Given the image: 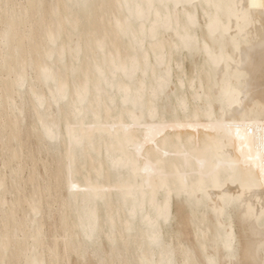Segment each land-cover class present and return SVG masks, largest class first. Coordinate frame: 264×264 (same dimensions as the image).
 <instances>
[{"label":"bare ground","instance_id":"6f19581e","mask_svg":"<svg viewBox=\"0 0 264 264\" xmlns=\"http://www.w3.org/2000/svg\"><path fill=\"white\" fill-rule=\"evenodd\" d=\"M0 160V264H264V0H0Z\"/></svg>","mask_w":264,"mask_h":264},{"label":"rangeland","instance_id":"374dc122","mask_svg":"<svg viewBox=\"0 0 264 264\" xmlns=\"http://www.w3.org/2000/svg\"><path fill=\"white\" fill-rule=\"evenodd\" d=\"M45 156V155H44ZM0 169L2 170V171H5L4 173L6 174V175H9V173H10V169L9 168H5V169H2V166H1V160H0ZM7 169V170H6ZM29 171L28 170H25L24 171V173H23V176H27L29 173H28ZM27 173V174H26ZM26 174V175H25ZM8 199H10L11 198V195H8ZM73 258V259H72ZM75 261V256L73 257H71V262H74Z\"/></svg>","mask_w":264,"mask_h":264}]
</instances>
